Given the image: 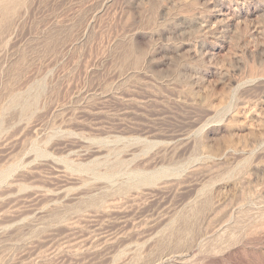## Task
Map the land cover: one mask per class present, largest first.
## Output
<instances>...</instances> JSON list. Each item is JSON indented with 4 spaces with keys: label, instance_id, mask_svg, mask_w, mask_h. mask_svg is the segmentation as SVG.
<instances>
[{
    "label": "rangeland",
    "instance_id": "374dc122",
    "mask_svg": "<svg viewBox=\"0 0 264 264\" xmlns=\"http://www.w3.org/2000/svg\"><path fill=\"white\" fill-rule=\"evenodd\" d=\"M0 264H264V0H0Z\"/></svg>",
    "mask_w": 264,
    "mask_h": 264
}]
</instances>
